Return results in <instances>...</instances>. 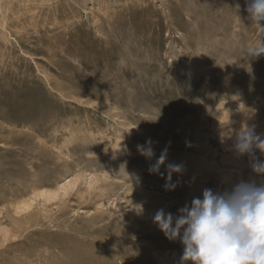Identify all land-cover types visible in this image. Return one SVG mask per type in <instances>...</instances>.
Segmentation results:
<instances>
[{
  "label": "rangeland",
  "instance_id": "374dc122",
  "mask_svg": "<svg viewBox=\"0 0 264 264\" xmlns=\"http://www.w3.org/2000/svg\"><path fill=\"white\" fill-rule=\"evenodd\" d=\"M173 1L56 0L65 11L40 45L0 44V230L12 234L0 264H175L184 246L157 210L264 183L234 150L242 126L264 134V54L246 55L264 35L245 0ZM149 140L151 158L138 151ZM165 149L166 161L198 162L199 184L172 173L165 188L166 168L149 171ZM74 174L100 182L16 217L15 198Z\"/></svg>",
  "mask_w": 264,
  "mask_h": 264
},
{
  "label": "clouds",
  "instance_id": "9594fccd",
  "mask_svg": "<svg viewBox=\"0 0 264 264\" xmlns=\"http://www.w3.org/2000/svg\"><path fill=\"white\" fill-rule=\"evenodd\" d=\"M245 11L264 35V0H245ZM262 54V40L247 46V56ZM146 144L138 146V151L151 158V141ZM234 150L238 156L249 157L253 173L264 176V160L256 157V151L264 155V134L257 133L255 126L244 125L235 133ZM166 153L167 149L162 151L150 172L164 175L160 167L165 165ZM182 170V164L166 165V189H174L169 183L172 173ZM139 208L141 211L142 206ZM153 220L167 239L180 240L184 246L180 264H264V183L241 180L230 190L205 188L202 198H193L190 205L178 209V215L159 209Z\"/></svg>",
  "mask_w": 264,
  "mask_h": 264
},
{
  "label": "bare ground",
  "instance_id": "6f19581e",
  "mask_svg": "<svg viewBox=\"0 0 264 264\" xmlns=\"http://www.w3.org/2000/svg\"><path fill=\"white\" fill-rule=\"evenodd\" d=\"M56 0H0V44L4 45H23L26 44H35L42 43L41 37V26L49 24L53 27L54 24L58 22L57 14L65 11L62 3V8L58 7ZM67 3L70 0H65ZM173 1V0H172ZM174 2V1H173ZM171 2V3H173ZM181 2V1H180ZM179 2V3H180ZM192 2V0H191ZM190 2V3H191ZM196 2V1H194ZM205 2V1H204ZM212 2V1H211ZM214 2V1H213ZM71 3V2H70ZM68 3V4H70ZM75 3V2H73ZM203 3V2H202ZM201 3V4H202ZM181 4V3H180ZM222 4V3H221ZM194 5V4H193ZM223 5V4H222ZM180 6V5H175ZM198 7V6H197ZM178 8V7H177ZM184 8V7H183ZM196 8V6H195ZM222 8V7H221ZM186 9V8H185ZM173 10V9H171ZM176 10V9H175ZM180 10V9H179ZM187 10V9H186ZM195 10V9H194ZM175 12L176 11H171ZM178 12V10H177ZM66 13V12H65ZM75 13V12H74ZM181 15V13L178 12ZM65 15V14H64ZM105 15V14H104ZM109 15V14H108ZM118 15V14H117ZM177 15V14H176ZM174 15V16H176ZM66 16V15H65ZM106 17V16H105ZM112 17V16H111ZM177 17V16H176ZM173 17V18H176ZM178 16L177 18H179ZM103 18V17H102ZM169 18L170 15H169ZM181 18V17H180ZM215 18V17H214ZM98 19V18H97ZM114 19V18H113ZM147 19V18H146ZM205 19V17H204ZM116 20V19H115ZM176 20V19H175ZM206 20V19H205ZM208 20V19H207ZM171 21V20H170ZM184 20H181V22ZM219 21V20H218ZM113 22V21H112ZM173 22V21H171ZM178 22H180L178 20ZM178 22L176 23L177 25ZM99 23V22H98ZM103 23V22H102ZM108 23V22H107ZM115 23V22H114ZM175 23V22H174ZM216 23V22H215ZM233 24V22H231ZM109 24V23H108ZM113 24V23H112ZM111 24V25H112ZM129 24V23H128ZM140 24V23H139ZM184 24V22H183ZM186 24V23H185ZM104 25V24H103ZM110 25V26H111ZM116 25V23H115ZM202 25V24H199ZM108 26V25H107ZM109 26V27H110ZM118 26V24H117ZM122 26V25H121ZM186 27V25H184ZM232 26V25H231ZM102 27V26H101ZM98 27V28H101ZM106 27V26H105ZM112 27V26H111ZM114 27V26H113ZM142 27V26H141ZM177 27V26H176ZM181 27V26H180ZM188 27V26H187ZM51 28V27H49ZM121 28V27H120ZM104 28L100 29L103 30ZM118 29V28H117ZM223 29V28H222ZM110 30V31H109ZM108 31L111 33V29ZM119 31V30H118ZM182 31V30H181ZM45 32V31H44ZM113 32V31H112ZM117 33V32H116ZM120 33V31H119ZM204 33V32H203ZM227 33V32H226ZM124 34V33H123ZM187 34V33H186ZM191 34V33H190ZM114 35V34H113ZM112 35V36H113ZM127 35V34H126ZM130 35V34H129ZM136 35V34H134ZM194 35V33H193ZM105 36H108L107 33ZM104 36V37H105ZM110 36V35H109ZM125 36V34H124ZM123 36V37H124ZM229 36V35H228ZM137 37V36H136ZM236 37V36H235ZM46 38V36H45ZM125 38V37H124ZM133 38V37H132ZM109 39V37H108ZM121 39V38H120ZM123 39V38H122ZM192 39V38H191ZM194 39V38H193ZM113 40V39H112ZM118 40H116L117 42ZM125 41V40H124ZM82 42V41H81ZM109 42V41H108ZM123 42V41H122ZM49 43V42H48ZM112 43V42H111ZM209 43V42H208ZM217 43V42H216ZM80 44V43H79ZM116 44V43H115ZM215 44V42H214ZM38 45V46H39ZM110 45V44H109ZM226 45V44H225ZM229 45V44H228ZM34 46V45H32ZM37 46V45H36ZM35 46V47H36ZM37 46V47H38ZM113 46V45H112ZM138 47V46H137ZM21 48V47H20ZM33 48V47H32ZM76 48V47H75ZM92 48V47H91ZM235 48V46H234ZM50 49V48H49ZM112 49V48H111ZM236 49V48H235ZM239 49V48H238ZM95 50V49H93ZM217 50V49H216ZM127 52V51H126ZM236 51H234L235 53ZM231 53V52H230ZM237 53V52H236ZM79 54V52L77 53ZM88 54H90L88 52ZM229 54V53H228ZM87 55V54H86ZM226 55V54H225ZM9 56V54H8ZM13 56V55H12ZM78 56V55H77ZM108 56V54H107ZM237 56V55H236ZM88 57V56H87ZM101 57V56H100ZM1 58H6L4 54L1 55ZM96 58V57H95ZM104 58V57H103ZM239 58V57H238ZM99 59V57H98ZM111 59V58H110ZM94 60V59H93ZM241 60V59H240ZM252 61V60H251ZM81 62V61H80ZM86 62V61H85ZM91 62V61H90ZM94 62V61H93ZM99 62V61H98ZM82 63V62H81ZM115 63V62H114ZM124 63V62H123ZM95 64V63H94ZM246 64V63H245ZM252 64V63H251ZM257 64V63H256ZM135 65V64H134ZM254 65V64H252ZM101 66V64H100ZM111 66V65H110ZM136 66V65H135ZM92 67V66H91ZM90 67V68H91ZM108 67V66H107ZM258 67V66H257ZM95 68V67H93ZM102 68V67H100ZM246 68V67H245ZM87 70V69H86ZM99 70V69H98ZM256 70V69H255ZM101 71V70H100ZM107 71V70H106ZM101 74V73H100ZM256 74V73H255ZM96 75V73H95ZM98 75V74H97ZM105 76V75H104ZM96 78V76L93 75ZM98 77V76H97ZM97 79V78H96ZM95 80V79H94ZM99 81V80H98ZM107 81V80H106ZM252 81V80H251ZM93 82V81H92ZM94 85V84H93ZM110 86V84H109ZM232 86V85H231ZM96 87V86H95ZM106 87V86H105ZM111 87V86H110ZM97 89V88H96ZM102 89V88H101ZM110 90V89H107ZM107 94V93H106ZM33 104V103H32ZM27 106V105H26ZM225 118V117H224ZM145 122V121H144ZM117 152V150H116ZM167 159V158H166ZM179 159V158H178ZM180 160V159H179ZM178 161V160H177ZM193 162V161H192ZM190 160H183L180 163H174L171 161H165L164 168L169 163L172 164H182L183 170L182 173L186 178L192 180L195 184L200 182L197 177L198 174V162L192 163ZM207 164V163H206ZM213 167V166H212ZM214 169V168H213ZM233 171V170H232ZM235 171V170H234ZM175 174V173H174ZM75 175V174H74ZM79 175V174H78ZM75 175L71 178L64 179L62 181L49 182L48 185H33L34 187L25 193V195L20 198H15L14 201L10 202V207L14 211V214L17 216H26L29 215L35 207L41 206L43 208L49 207L50 204H55L58 202H64L67 198L79 193L84 188V193H89L92 190L97 188L100 178L96 176L85 177ZM230 175H225L224 178L229 179ZM39 184V183H38ZM82 186V187H81ZM56 206V204H55ZM40 207V208H41ZM47 207V208H48ZM43 210V209H42ZM13 214V215H14ZM12 238V234L6 229L0 230V244L9 242ZM175 264H180L179 261H176Z\"/></svg>",
  "mask_w": 264,
  "mask_h": 264
}]
</instances>
